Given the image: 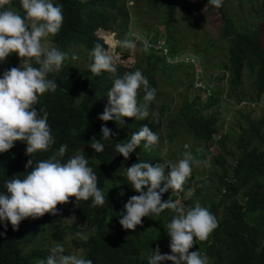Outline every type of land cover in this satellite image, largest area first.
Segmentation results:
<instances>
[{
    "label": "trees",
    "instance_id": "obj_1",
    "mask_svg": "<svg viewBox=\"0 0 264 264\" xmlns=\"http://www.w3.org/2000/svg\"><path fill=\"white\" fill-rule=\"evenodd\" d=\"M144 1L146 6L142 11L146 12L153 7L165 31L160 34L147 27V31L141 34L149 35L153 40L162 37L163 44L171 54L181 51L175 48L178 41L173 28L176 23L175 0ZM52 2L62 7L64 17L59 32L50 36L53 47L67 53V56L69 51L75 55H83L85 64L67 58L59 73L48 75L49 79H55L58 87L55 92L41 95L35 107L37 110L46 108L47 122L56 142L49 151H38L30 156L25 154L26 144L20 141L14 142V147L9 151L0 153V192L5 191V181L14 176L23 178L27 171H30L24 167L29 158L35 166L38 161L49 158L62 144H66L67 151L61 158L62 162H66L71 156L84 153L88 166L98 177L97 186L104 193L106 202L103 206L92 207L91 199L81 200L77 202V206L75 197H70L68 203L57 205V215L45 214L37 219L27 218L21 221L16 231H13L9 223L0 222V232H4V235L0 236V264H39L41 260H45L50 252H45L41 247L23 251L22 246L34 239L44 225L52 227V239H62L65 226L58 224L57 219L66 212L82 217L84 228H93L86 237L75 240V244L83 250L79 255L91 259L93 264H148L151 250L157 245L161 254H171L170 237L166 232V225L174 215L170 210H165L158 216L143 217L142 224L138 225L135 231L125 230L119 224L124 204L131 196L139 195L127 180L126 168L139 162L138 160L153 164L163 163L165 160L176 162L164 158L154 149L146 151L143 141L127 160L116 153L115 143L130 139V134L145 124L158 136L161 126H167L169 142L174 136H191L193 141L201 143L198 147L190 149L193 156L199 160L207 154L211 142L220 147V150L213 154L216 168L209 169L207 178L198 179L188 191L189 182L193 180L192 172L184 190L179 193L186 206L199 203L218 221V227L208 240H197L189 251L198 249L206 253L209 264H264V114L257 118L244 115L245 124H238L235 139L238 153L232 162L227 164L222 153H227L224 148L226 133L216 126L217 108L226 96L234 98L227 100L230 104L246 98L251 99L249 94L239 89L243 72L251 78L254 97L264 95V36L262 41L258 25L250 23L246 27L238 26L226 11V0H223L220 8H215L208 0H179L180 16L185 22L198 25L197 15L200 12L209 9L219 12L221 25L218 38L225 42V59L215 60L212 65L216 69L212 74L207 72L201 62L202 84L194 86V72L189 64L181 61L165 62L159 49L145 48L136 42L137 53L134 54V61L128 67L118 65L116 75L122 76L125 71L140 70L148 79L150 87L156 89L158 104L155 106L153 101L150 102V114L143 120L123 117L124 127L120 128L115 120L103 122L97 119L107 104L106 93L112 87L114 77L108 72L93 75L90 71L92 59L89 52L97 43L107 47L94 33L98 27L105 29L97 31L100 36L101 31L108 32L106 29L113 28L118 22L119 28L115 32V38L119 36L120 40L133 39L127 25L129 7L124 5L123 0ZM7 8L24 14L19 0H11L10 4L5 5V9ZM256 10L258 16L264 20V0H258ZM75 46L83 50L77 51ZM212 47L214 45L210 41L203 45L201 50L195 51H201L203 58L210 53ZM117 48L119 47L115 49ZM142 48L145 50L138 52ZM127 54L128 49L122 48L121 55ZM201 57L198 56L200 61ZM31 63L32 66L38 67L34 60ZM19 64L18 56L11 54L5 61L0 62V75ZM156 74L164 75L169 81L173 79L176 91H180L181 100L176 111L168 113L169 101L159 99L158 94L162 89L156 86ZM191 94L193 96L189 99ZM143 96L141 87L138 95L141 103ZM246 104L249 103H239L240 106ZM152 113H158V117L154 118ZM102 125L118 135L114 136L113 140H101L105 145L104 151L96 153L90 147V142L93 136L100 139ZM212 178L215 179L214 182H211ZM116 184L117 188L114 187ZM209 187L213 189L207 190ZM170 195L174 199L177 193L166 192L162 200H167ZM48 249L50 251V248Z\"/></svg>",
    "mask_w": 264,
    "mask_h": 264
},
{
    "label": "clouds",
    "instance_id": "obj_2",
    "mask_svg": "<svg viewBox=\"0 0 264 264\" xmlns=\"http://www.w3.org/2000/svg\"><path fill=\"white\" fill-rule=\"evenodd\" d=\"M11 0H0V62L15 53L20 58L17 67H11L0 75V153L9 151L14 142L26 144L25 154L30 156L38 151L47 152L55 144L48 124V112L35 107L39 97L46 92H55L58 85L55 79H49L50 73L62 70L67 53L56 47L47 48L42 41L56 35L63 24V12L60 5L52 0H19V11L5 5ZM215 8L223 5V0H208ZM134 39L106 40L105 47L97 43L89 52L92 59L90 71L93 75L102 72L112 73L114 80L107 91V104L97 119L108 122L115 120L118 127H124L123 117L143 120L149 116V104L155 99L156 89L150 87L148 79L140 70L125 71L117 76V66L128 67L130 60H124L114 52L116 47L133 50L136 41L150 47L145 37L133 32ZM76 57H73L75 59ZM35 61L38 67L32 66ZM143 88V103L138 100L139 90ZM158 117V113H152ZM101 137L93 136L90 147L96 152L104 151L101 140L108 141L118 133L107 126L100 128ZM144 142V149L152 151L159 143V136L148 125H142L138 131L130 134V139L115 143V151L125 160ZM189 149V145L184 146ZM67 145L62 144L58 151L33 166V160L25 164L27 174L20 178L14 176L5 181V191L0 192V222H7L13 231L18 230L21 221L37 219L45 214L57 215V205L66 204L70 197L78 201L91 199L92 207L103 206L106 197L97 186L98 177L88 166L84 153L71 156L66 162L62 159ZM126 168L127 180L139 195L131 196L124 204L119 224L125 230L135 231L142 224L143 217L159 215L170 210L174 215L166 225L170 237L171 254H161L159 246L151 250L148 264H209V257L198 249L189 251L196 241H207L218 227L216 217L199 203L186 206L179 197L185 183L192 174L193 164L211 166V159H196L190 150L182 153L176 162L165 160L163 163L140 161ZM167 169V172H166ZM166 192L177 193V198L170 195L162 200ZM108 202V201H107ZM6 230V229H5ZM4 232H0V236ZM39 264H93L91 259L77 254H65L62 245L50 249V254Z\"/></svg>",
    "mask_w": 264,
    "mask_h": 264
},
{
    "label": "rangeland",
    "instance_id": "obj_3",
    "mask_svg": "<svg viewBox=\"0 0 264 264\" xmlns=\"http://www.w3.org/2000/svg\"><path fill=\"white\" fill-rule=\"evenodd\" d=\"M257 2L258 0H226V11L230 14L236 24L241 27H246L250 23L253 25L256 23L259 27V31L261 33V39L263 41L264 36V20L258 16L257 13ZM146 6L144 0H132V3L128 5L129 7V17H128V28L130 30V35L133 32L141 33L146 32L147 27L155 30L157 33L162 34L165 29L161 23H159V19L157 14L154 12V8L150 7L146 12H143V8ZM174 18L176 19V23L173 25L175 29L174 36L178 39L175 48L181 50L182 52L193 51L199 57H201L202 52L195 49H202L203 45L209 43L214 45L210 49V53L206 54L201 57L200 62L203 63L207 72L211 73L214 72L216 69L212 64L218 60L225 59V42L218 38L219 27L221 25V18L220 14L216 9H209L203 12H200L198 17V25L194 22H185L184 19L180 16V3L179 0H175L174 2ZM118 24V22H117ZM117 24L111 28L106 30L114 31ZM97 29V28H96ZM94 30V32L96 31ZM117 31V30H116ZM115 31V32H116ZM109 32V31H108ZM106 36L108 38L114 36L111 35V32ZM98 33H95L97 36ZM101 36V37H100ZM100 37L103 41L104 35L100 34ZM123 38V35L121 33ZM119 39V36H116ZM115 38V39H116ZM163 40L162 37L158 39ZM105 41V40H104ZM43 45L47 48L53 47V43L50 41V36L45 38L42 41ZM78 47V48H77ZM75 46L74 48L79 50H83L79 46ZM145 48L142 50H138V52H143ZM180 51V52H181ZM114 52L119 55L124 60L134 61V54L137 53L136 48L133 50H128V54L123 56L121 55L122 48L114 49ZM192 52V53H193ZM82 54V53H81ZM73 57H76L73 59ZM71 61L78 62L80 64H85L83 55H75L73 52L69 51L68 56ZM20 60V58H19ZM144 63V62H143ZM143 66V64H141ZM242 81L239 86V89L244 91L246 94H249L251 99H243L237 103L230 104L227 102L228 99H234L233 97L226 96L224 100H222L218 105V114H217V122L216 126L219 130L226 133V140L224 143V148L227 153L224 154V161L225 164L232 162L234 156L237 155L238 149L235 146V139L238 133V124H245L244 115L246 114L249 118H257L261 114H264V95H260L258 98L254 97V93L251 87V78L248 77L245 72L242 74ZM211 77V75H209ZM156 86L160 89V93L158 94L159 99H165L169 101V110L168 113L176 111V108L179 106L181 100L180 91H176L173 79L171 81L167 80L164 75L156 74L155 75ZM193 95L188 96L190 99ZM247 100V101H246ZM155 106L158 104V98L155 97L153 100ZM239 103H249L246 105L240 106ZM159 132V143L153 149L159 155H162L164 158H170L173 161H178L182 158V153L186 150H190L192 147H198L201 145L198 141H193L191 136L188 135H178L174 136L170 142L168 141L167 137V126L164 124L161 126ZM218 135V134H217ZM185 145H189V149H185ZM220 150V147L217 143L211 142L207 148V154L201 161L206 160L208 158L211 159V166H204L201 164L197 166L193 164L192 172H193V180L189 182L190 188L188 191L191 190L198 179H206L209 174V169L216 168V163L213 161V154ZM219 171V168L217 169ZM215 179L212 178L211 182H214ZM209 182V181H208ZM208 187L207 185H205ZM115 188L118 185H114ZM213 188L209 187L207 190H212ZM183 199L181 196H179ZM177 198V195L176 197ZM174 198V199H175ZM58 224L65 226V233L63 229V236L62 239H52L50 236V232L52 227L51 226H42L39 229L38 234L34 239L27 242L22 246L23 251H29L34 249L35 247H41L42 250L45 252H50L48 248H52L57 244H60L65 249V254H77L79 255L83 250L75 244V240L82 239L86 237L90 232L93 231V228H84V219L80 216L72 215L70 212H66L57 219ZM50 246H49V245ZM164 264H171L170 261H165Z\"/></svg>",
    "mask_w": 264,
    "mask_h": 264
},
{
    "label": "built area",
    "instance_id": "obj_4",
    "mask_svg": "<svg viewBox=\"0 0 264 264\" xmlns=\"http://www.w3.org/2000/svg\"><path fill=\"white\" fill-rule=\"evenodd\" d=\"M123 2H124V5L128 7V5L132 3V0H123ZM138 34L146 38L148 44L150 45L149 48L160 50L165 62L172 63L176 61H181V62H185L189 64L191 66V69L194 72V77H195L193 81V85L200 86L202 84L201 82L202 66H201V62L198 56L195 53H192L191 51L188 50L187 52L179 51V52L171 54L169 50L167 49V47L163 44V40L159 41L158 40L159 38H156L155 40H153V38H151V36L149 35H144L141 33H138ZM132 38L134 39V37ZM136 42H139L142 46H144L142 42L140 41H136Z\"/></svg>",
    "mask_w": 264,
    "mask_h": 264
},
{
    "label": "water",
    "instance_id": "obj_5",
    "mask_svg": "<svg viewBox=\"0 0 264 264\" xmlns=\"http://www.w3.org/2000/svg\"><path fill=\"white\" fill-rule=\"evenodd\" d=\"M118 28H119V24L115 27L114 31L111 32V30H110L111 35H113L114 32H115ZM98 30H105V29L98 27L94 33H97ZM108 31H109V30H108ZM97 36H99V34H97ZM100 37H101V36H100ZM103 41H104V40H103ZM104 42H106V41H104ZM107 46H108V45H107Z\"/></svg>",
    "mask_w": 264,
    "mask_h": 264
},
{
    "label": "bare ground",
    "instance_id": "obj_6",
    "mask_svg": "<svg viewBox=\"0 0 264 264\" xmlns=\"http://www.w3.org/2000/svg\"><path fill=\"white\" fill-rule=\"evenodd\" d=\"M110 33V31L108 32V34ZM101 34L102 35H104V40H107V39H109L107 36H106V34H107V31H101ZM113 37V36H112ZM107 38V39H106Z\"/></svg>",
    "mask_w": 264,
    "mask_h": 264
}]
</instances>
